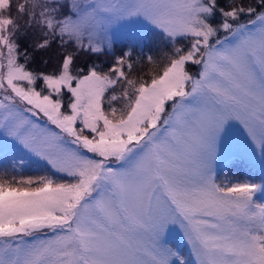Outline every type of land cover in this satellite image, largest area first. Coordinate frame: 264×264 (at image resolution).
I'll return each instance as SVG.
<instances>
[{
  "label": "snow or ice",
  "instance_id": "6c2138e0",
  "mask_svg": "<svg viewBox=\"0 0 264 264\" xmlns=\"http://www.w3.org/2000/svg\"><path fill=\"white\" fill-rule=\"evenodd\" d=\"M257 152L264 0H0V264H264Z\"/></svg>",
  "mask_w": 264,
  "mask_h": 264
},
{
  "label": "rangeland",
  "instance_id": "374dc122",
  "mask_svg": "<svg viewBox=\"0 0 264 264\" xmlns=\"http://www.w3.org/2000/svg\"><path fill=\"white\" fill-rule=\"evenodd\" d=\"M41 123H43V121H41ZM27 159V158H26ZM243 160L246 161V163L252 167L253 169H255L257 171L256 174V181L255 182H259V177L264 176V169L261 168V165L259 163V153H256V157H255V161L254 162H250L249 159L247 158H242ZM223 162V161H222ZM220 162L217 165L216 171L218 174V166L221 165ZM225 163V162H223ZM233 161H229V163H225V165L232 164ZM238 167H240V164L238 163ZM228 169V168H227ZM46 171H48L47 166L44 165V163L42 161H36V158L33 157L31 158V160H28V162L26 163L25 167L23 169H17V176L23 175V176H37V175H42L44 174ZM230 175H236L235 172L233 173H229ZM60 176L59 174H57V179H59ZM245 181H249V179L244 178L235 182H245ZM234 182V183H235ZM257 200L259 202H264V195H257ZM169 242L173 245V246H178L183 252L184 254L187 256L188 255V248L187 245L182 237V234L177 230V231H173L169 237Z\"/></svg>",
  "mask_w": 264,
  "mask_h": 264
},
{
  "label": "trees",
  "instance_id": "16d2710c",
  "mask_svg": "<svg viewBox=\"0 0 264 264\" xmlns=\"http://www.w3.org/2000/svg\"><path fill=\"white\" fill-rule=\"evenodd\" d=\"M238 163L240 164V167H238ZM232 164H233L232 166H228L222 162L221 165L218 166L219 169L217 174L218 182H226V181L235 182L244 178L256 181L257 171L252 167H250L245 160H243L242 158L236 159ZM233 172H235L236 175L229 174Z\"/></svg>",
  "mask_w": 264,
  "mask_h": 264
}]
</instances>
